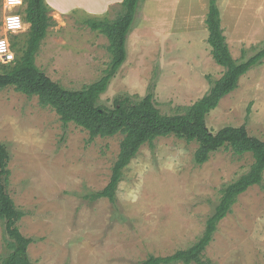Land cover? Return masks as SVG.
Instances as JSON below:
<instances>
[{
    "label": "rangeland",
    "instance_id": "1",
    "mask_svg": "<svg viewBox=\"0 0 264 264\" xmlns=\"http://www.w3.org/2000/svg\"><path fill=\"white\" fill-rule=\"evenodd\" d=\"M210 1L141 0L127 41V60L102 102L112 106L123 96L138 100L153 88L160 111L174 115L201 99L224 74L208 43ZM216 2L236 60L264 48V0ZM92 7L94 12L97 8ZM83 9L62 17L52 11L56 24L48 29L36 56V65L48 77L71 90L98 81L111 61L108 39L93 31L87 20H113L123 11L121 3L97 16L85 15ZM5 12L0 0V37H6ZM29 28L19 39L25 40ZM243 125L264 141V63L245 75L238 89L207 117L213 133ZM122 139L117 135L90 141L89 132L73 123L65 127L38 97L13 87L0 92V143L10 153L8 190L25 213L18 223L22 234L34 240L28 249L32 263L140 264L150 256L187 249L203 234L222 187L254 162L250 154L238 157L222 149L198 166L197 143L159 138L153 146H143L126 167L114 203L91 200L109 184ZM5 237L0 221V264L8 253ZM203 262L264 264V181L239 196L220 222Z\"/></svg>",
    "mask_w": 264,
    "mask_h": 264
},
{
    "label": "trees",
    "instance_id": "2",
    "mask_svg": "<svg viewBox=\"0 0 264 264\" xmlns=\"http://www.w3.org/2000/svg\"><path fill=\"white\" fill-rule=\"evenodd\" d=\"M141 0H123V11L113 20L91 18L88 26L104 35L108 41L111 61L102 77L80 90H71L53 81L37 65L36 56L48 29L56 24L50 15L52 8L45 0H25L21 14L30 25L25 40L14 36L12 48L16 59L1 64L0 92L13 87L28 97H38L43 108L53 109L65 127L71 123L90 134V141L101 137L122 135L120 152L112 168L109 184L105 189L90 196L91 200L107 198L116 201V192L123 180L126 167L145 146H153L159 138L176 137L187 143H197L194 162L198 166L207 163L211 156L222 149L230 150L235 156L250 154L254 162L249 171L221 189V197L213 214L208 218L203 234L187 249L171 256H150L140 264H204L203 255L214 240L220 222L232 212L239 196L264 181V141L250 135L245 125L227 126L213 133L207 126L208 115L217 109L221 101L239 87L240 80L254 68L264 63V48L243 61L236 60L226 42L221 13L216 0L210 1L206 26L208 43L214 61L224 68L223 76L212 83L209 91L193 105L181 108L178 113H162L155 103L154 89L136 100L131 96L117 97L112 106L102 102L112 79L125 64L128 52L127 41L136 19ZM10 153L0 143V221L5 224L7 255L2 264H34L28 249L34 242L25 237L18 223L25 213L19 210L9 193Z\"/></svg>",
    "mask_w": 264,
    "mask_h": 264
},
{
    "label": "crops",
    "instance_id": "3",
    "mask_svg": "<svg viewBox=\"0 0 264 264\" xmlns=\"http://www.w3.org/2000/svg\"><path fill=\"white\" fill-rule=\"evenodd\" d=\"M46 3L52 8L54 14L57 17H62L63 15H70L76 12V9H83L85 15L92 13L91 15L97 16V13L103 12L106 8L116 5V3H121L123 0H97L91 2V6H85L84 3H80L76 0H45ZM92 4H94L95 11L91 12ZM85 10V11H84Z\"/></svg>",
    "mask_w": 264,
    "mask_h": 264
},
{
    "label": "built area",
    "instance_id": "4",
    "mask_svg": "<svg viewBox=\"0 0 264 264\" xmlns=\"http://www.w3.org/2000/svg\"><path fill=\"white\" fill-rule=\"evenodd\" d=\"M4 5H5V2H4ZM24 6H25V0H23L22 4L15 5L12 8H8L5 6L6 12L4 15L3 22H2V26L6 32V37H0V41L4 42V48H5V51L3 53H0V55H2V57H3V61H4V62H2L3 64H9L16 59L15 52L13 51V48H12V39H13L12 37L18 36V35L24 33L25 30H23V29L26 28V31H27V27H29V24L25 23V21L23 20L22 14H21V12L23 10L22 8H24ZM12 16H19L20 17V23L22 25V28L16 30L15 34L7 26V19H8V17H12ZM9 34L11 35L10 39H9V37H7ZM10 54L14 56V59L9 61L8 56Z\"/></svg>",
    "mask_w": 264,
    "mask_h": 264
},
{
    "label": "clouds",
    "instance_id": "5",
    "mask_svg": "<svg viewBox=\"0 0 264 264\" xmlns=\"http://www.w3.org/2000/svg\"><path fill=\"white\" fill-rule=\"evenodd\" d=\"M4 2H5V6L6 7L12 8L15 5L22 4L23 3V0H4ZM7 26L15 34L16 30L22 28V25L20 23V17L19 16L8 17V19H7ZM29 27H30V25H29ZM23 30L26 31V28L23 29ZM4 51H5L4 42L3 41H0V53H3ZM12 59H14V56L10 54L8 56V60L10 61ZM0 62H4L2 55H0Z\"/></svg>",
    "mask_w": 264,
    "mask_h": 264
}]
</instances>
